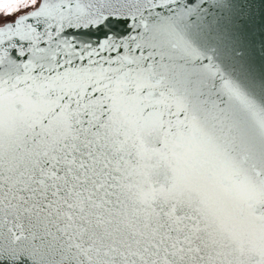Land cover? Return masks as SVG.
<instances>
[{
  "label": "snow or ice",
  "instance_id": "snow-or-ice-1",
  "mask_svg": "<svg viewBox=\"0 0 264 264\" xmlns=\"http://www.w3.org/2000/svg\"><path fill=\"white\" fill-rule=\"evenodd\" d=\"M253 4L0 0V264H264Z\"/></svg>",
  "mask_w": 264,
  "mask_h": 264
},
{
  "label": "water",
  "instance_id": "water-1",
  "mask_svg": "<svg viewBox=\"0 0 264 264\" xmlns=\"http://www.w3.org/2000/svg\"><path fill=\"white\" fill-rule=\"evenodd\" d=\"M252 13L255 18L256 27H255V35L257 40V48H259L260 44L259 41L261 39L260 33L264 31V5L261 4V0H254V4L252 6ZM115 26V25H114ZM118 30H123L119 26H115Z\"/></svg>",
  "mask_w": 264,
  "mask_h": 264
}]
</instances>
